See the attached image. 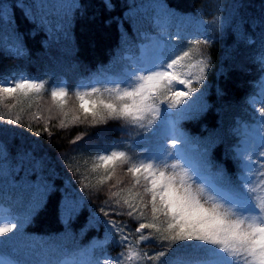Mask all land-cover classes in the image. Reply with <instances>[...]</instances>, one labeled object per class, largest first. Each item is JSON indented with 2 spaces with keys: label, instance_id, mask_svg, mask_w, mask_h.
<instances>
[{
  "label": "snow or ice",
  "instance_id": "6c2138e0",
  "mask_svg": "<svg viewBox=\"0 0 264 264\" xmlns=\"http://www.w3.org/2000/svg\"><path fill=\"white\" fill-rule=\"evenodd\" d=\"M106 6L111 7L107 2ZM16 7L24 8L25 16L33 21L35 8L44 22L55 8L80 6L35 0L34 5L18 3ZM142 7L156 10L150 17L155 32L141 33L144 43L139 55L124 56L127 64L118 75L81 83L71 91L63 82L49 88L46 78L25 72L0 78V105L5 108L15 107L4 104L5 100L50 91L63 116L61 128L68 127L65 106L74 97L78 108L72 109L73 124L98 127L122 121L124 135L139 137L127 148L113 144L94 156L89 171L97 173L95 183H85L89 177L68 166L82 177L79 201L85 200V192L103 196L99 214L90 219L94 227H103L102 241L84 250L14 249L20 258L3 259V264H264V101L256 109L252 134L246 131L231 149L237 167L233 179L213 158L217 139L196 141L193 148L181 127L183 121L206 110L199 85L205 81L211 60L201 48L210 47L211 39L185 35L182 21L173 32L175 14L163 4ZM0 20L13 22L2 16ZM181 40L184 45L176 43ZM14 55L23 56V47H16ZM260 63L264 66V54ZM21 127L19 115L15 119L0 116V136L15 139L23 135L14 130ZM27 131L37 137L42 131L52 135L47 121L42 130H33L29 123ZM82 139L83 134L78 135L71 143ZM10 155L7 144L0 141V162L6 164ZM17 156L23 160L31 153ZM36 207L21 216L11 210L5 213L0 206V248L25 235ZM125 216L138 222L134 229L119 219ZM108 244L119 250L117 255L107 254ZM97 249L102 253L99 256Z\"/></svg>",
  "mask_w": 264,
  "mask_h": 264
},
{
  "label": "trees",
  "instance_id": "16d2710c",
  "mask_svg": "<svg viewBox=\"0 0 264 264\" xmlns=\"http://www.w3.org/2000/svg\"><path fill=\"white\" fill-rule=\"evenodd\" d=\"M154 1L175 14L171 21L173 32L175 25L182 21L185 35L211 39L210 47L201 48L211 60L205 81L199 85L206 110L196 118L183 121L181 127L193 141V148L196 141L217 139L213 158L235 179L237 167L231 149L246 131L252 134L258 116L256 109L264 101V66L260 63L264 54V0ZM53 2L64 5L75 2L80 7L55 8L53 15L42 22L35 8L33 14L37 18L33 21L25 16L24 8L16 7L18 3L34 5L35 0L0 2V16L13 21L5 24L0 20V78L25 72L46 78L49 88L63 82L71 91L81 83H95L105 76L118 75L127 64L124 56L139 55L142 22L135 12L145 0ZM106 2L111 7L106 6ZM145 32L154 33L155 29ZM176 43L184 45L185 41ZM20 46L24 55L17 57L14 50ZM4 104H15V107L0 105V116L15 119L19 115L22 127L14 130L23 135L15 139L0 136L11 153L6 164L0 162L3 165L0 168V206L5 213L11 210L21 216L38 207L24 229L25 235L14 244L0 248L4 257H0V264L3 259L20 258L14 249L32 247L41 251L56 246L84 250L98 244L104 239V229L94 227L90 219L99 214L97 210L103 196L97 198L96 193L85 192V200L79 201L82 177L68 166L71 164L73 169L79 168L85 173L89 177L85 183H95L97 173L89 171L94 156L113 144L127 148L139 137L124 135L122 121H109L98 127L73 124L72 109L78 108L74 97L68 99L65 106L68 127L61 128L59 120L63 116L51 100L50 91L41 96L29 94L5 100ZM45 121L51 136L42 131L37 137L27 131L29 123L33 130H42ZM81 134L82 140L71 143ZM18 153H31V156L21 160ZM119 219L133 229L138 223L126 216ZM106 248L107 254H118L115 246L108 244ZM101 254L97 249L95 255Z\"/></svg>",
  "mask_w": 264,
  "mask_h": 264
},
{
  "label": "rangeland",
  "instance_id": "374dc122",
  "mask_svg": "<svg viewBox=\"0 0 264 264\" xmlns=\"http://www.w3.org/2000/svg\"><path fill=\"white\" fill-rule=\"evenodd\" d=\"M150 4H155V1L154 0H145V2H143L135 12V14L141 19L142 24L140 25L139 30L142 33L147 31V30L151 31V29H154L151 22H150V17L152 15H154L156 11L154 9L142 7V5H150ZM143 43L144 42L142 41V44ZM133 57H136V56L134 55ZM263 84H264V77H263ZM263 96H264V94H263ZM263 99H264V97H263Z\"/></svg>",
  "mask_w": 264,
  "mask_h": 264
}]
</instances>
